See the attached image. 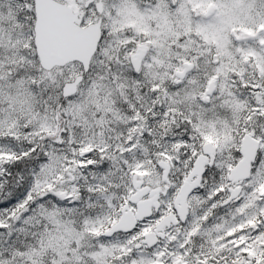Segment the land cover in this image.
Returning a JSON list of instances; mask_svg holds the SVG:
<instances>
[{
	"label": "snow or ice",
	"instance_id": "6c2138e0",
	"mask_svg": "<svg viewBox=\"0 0 264 264\" xmlns=\"http://www.w3.org/2000/svg\"><path fill=\"white\" fill-rule=\"evenodd\" d=\"M0 264H264V0H0Z\"/></svg>",
	"mask_w": 264,
	"mask_h": 264
}]
</instances>
